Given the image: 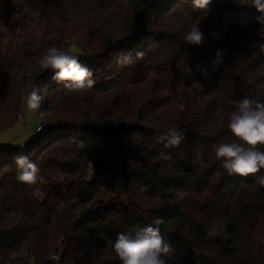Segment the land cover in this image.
Returning <instances> with one entry per match:
<instances>
[{"label": "trees", "instance_id": "16d2710c", "mask_svg": "<svg viewBox=\"0 0 264 264\" xmlns=\"http://www.w3.org/2000/svg\"><path fill=\"white\" fill-rule=\"evenodd\" d=\"M91 1L92 15L78 0H0V130L22 118L32 83L51 113L36 114L42 130L23 145L0 146V264H121L117 234L149 224L175 249L167 264H264V169L229 177L213 151L236 139V101L264 102L256 10L212 0L205 17L192 0ZM193 24L200 46L184 41ZM53 45L79 55L93 88L68 91L40 68ZM136 51L143 60L118 68L119 53ZM169 127L186 138L162 160L155 137ZM18 152L39 165L38 183L16 180Z\"/></svg>", "mask_w": 264, "mask_h": 264}, {"label": "clouds", "instance_id": "9594fccd", "mask_svg": "<svg viewBox=\"0 0 264 264\" xmlns=\"http://www.w3.org/2000/svg\"><path fill=\"white\" fill-rule=\"evenodd\" d=\"M211 3L212 0H192V7L201 10L207 17ZM239 3L254 8L257 12L254 19L257 25L264 28V0H239ZM204 40L205 33L199 24H193L184 36L185 43L193 46L202 45ZM224 55L223 50L217 49L214 58H210L214 70L223 62ZM144 57L143 51H136L135 55L132 52H121L116 58V64L118 68H132ZM38 63L43 71H53V79L63 83L68 91L83 92L93 88L96 83L93 71L71 50L50 46L40 56ZM197 70H201L200 65H197ZM203 74L207 75L206 69H203ZM44 98L45 95L39 86L34 83L29 85L27 107L42 120L51 115L49 111L41 109ZM227 119L228 129L236 139L213 145L217 160L223 161L222 167L229 177H247L259 173L264 169V150L260 147L264 145V102L242 98L235 102L234 110L227 115ZM185 138V132L177 127H169L157 135L156 142L163 146L159 153L160 158L170 160L171 156L164 150L178 148ZM13 159L18 182L34 185L40 181L41 169L31 160L29 154L18 152ZM200 166L207 167L202 155ZM215 175L220 173L217 172ZM258 183L264 187V176L258 177ZM154 223L159 224L160 221L156 220ZM212 224L208 236L217 238L219 225L216 221H212ZM112 247L121 264H167L169 259L175 257V249L171 243L161 234L160 229L153 227L152 224L139 228L134 233H118Z\"/></svg>", "mask_w": 264, "mask_h": 264}, {"label": "rangeland", "instance_id": "374dc122", "mask_svg": "<svg viewBox=\"0 0 264 264\" xmlns=\"http://www.w3.org/2000/svg\"><path fill=\"white\" fill-rule=\"evenodd\" d=\"M94 6L91 0H78L77 9L88 15L94 13ZM19 30V29H18ZM70 47L75 49L76 42L70 40ZM2 56H0V61ZM1 78V73H0ZM40 121L36 113L25 107L22 118L12 127L0 130V146L2 145H23L27 140L33 138L38 132Z\"/></svg>", "mask_w": 264, "mask_h": 264}, {"label": "built area", "instance_id": "2783aa9c", "mask_svg": "<svg viewBox=\"0 0 264 264\" xmlns=\"http://www.w3.org/2000/svg\"><path fill=\"white\" fill-rule=\"evenodd\" d=\"M41 129V127L38 128V130Z\"/></svg>", "mask_w": 264, "mask_h": 264}]
</instances>
